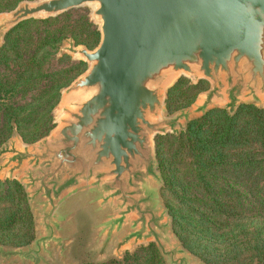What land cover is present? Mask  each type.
I'll return each mask as SVG.
<instances>
[{"label": "water", "instance_id": "obj_1", "mask_svg": "<svg viewBox=\"0 0 264 264\" xmlns=\"http://www.w3.org/2000/svg\"><path fill=\"white\" fill-rule=\"evenodd\" d=\"M84 5L94 7L100 40L61 46L88 66L62 89L54 128L32 143L15 131L0 146V180L24 186L36 228L28 245L0 244V259H65L81 209L103 246L154 243L166 264H208L175 231L156 137L180 135L217 108H264V0H23L0 13V41L23 21ZM182 77L210 86L169 115Z\"/></svg>", "mask_w": 264, "mask_h": 264}, {"label": "trees", "instance_id": "obj_2", "mask_svg": "<svg viewBox=\"0 0 264 264\" xmlns=\"http://www.w3.org/2000/svg\"><path fill=\"white\" fill-rule=\"evenodd\" d=\"M21 1L0 0V12ZM68 38L94 48L100 32L88 15L67 12L23 21L8 33L0 46V146L15 131L32 143L54 128L62 89L85 69L82 61L48 68ZM206 84L182 78L169 92V110L193 103ZM157 155L162 194L184 246L208 264H264V108L242 105L234 115L214 109L180 135L158 136ZM35 231L24 186L0 181V244L28 245ZM87 264L166 262L152 243Z\"/></svg>", "mask_w": 264, "mask_h": 264}, {"label": "rangeland", "instance_id": "obj_3", "mask_svg": "<svg viewBox=\"0 0 264 264\" xmlns=\"http://www.w3.org/2000/svg\"><path fill=\"white\" fill-rule=\"evenodd\" d=\"M93 9H94V7L92 5H84V6L75 8L69 12L71 13L72 18H78L80 15H88V16H91L93 18V16H92ZM4 12H6V11H4ZM0 13H2V12H0ZM95 25H97V24L95 23ZM7 35H6V37H7ZM6 37H5L4 42L0 41V46H2L6 42ZM64 45H66V43H64ZM65 52L66 51L63 50V51H61L62 54L61 53L57 54L56 58L52 60L51 64L48 67L50 70L60 69L63 67L70 66L71 64H75V63L80 62V60H78L75 57H71L70 55H68ZM64 55H68V57H63ZM82 62H84V61H82ZM84 63H85V69L83 70V72L86 70V68L88 66L86 62H84ZM182 78L189 80L190 84H198L200 82L199 81L198 83H193V81L191 79H188L186 77H182ZM180 80H178L176 82V84ZM202 81H204V80H202ZM206 83L207 84H206V87L204 90L208 89L210 86L208 82H206ZM170 90H169V92H170ZM201 92H199L198 95ZM168 98H169V93H168ZM167 105H168V100H167ZM191 105H192V103L188 106H191ZM188 106H186V107H188ZM183 108H185V107H183ZM178 110H176V111H178ZM176 111L171 112L168 108L169 115L174 114ZM172 135H174V134H172ZM159 136H166V135H159ZM157 137H156V148H157ZM157 157H158V155H157ZM5 180H3V177H2L0 181H5ZM161 193H162V190H161ZM162 198L165 201L163 194H162ZM76 219H77V228H76V231L74 233L72 246L68 252L67 257L65 259H63V258H61L60 255L55 253L51 258L48 259L49 263H47V264H87L89 262L101 263L104 261H108L111 258L121 259L125 256V253L127 251L135 252L138 248H140L142 246H148L149 245V244L148 245H140L138 247H131V248L125 247L121 251H116L114 244L103 246L104 240L103 239L97 240V238H96L97 231H95L93 229L94 220L90 217V215L88 213H86V211L79 209L77 212ZM150 244H152V243H150ZM0 264H27V263L21 261L20 259L14 258L11 260H7L5 263H3L2 259H0Z\"/></svg>", "mask_w": 264, "mask_h": 264}]
</instances>
